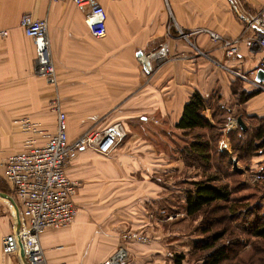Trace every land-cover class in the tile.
I'll use <instances>...</instances> for the list:
<instances>
[{"label": "crops", "instance_id": "obj_1", "mask_svg": "<svg viewBox=\"0 0 264 264\" xmlns=\"http://www.w3.org/2000/svg\"><path fill=\"white\" fill-rule=\"evenodd\" d=\"M94 1L107 13V34L100 39L86 25V9L72 0H0V28L9 31L0 43V193L11 198L0 196V264H27L2 252V238L12 232L15 220L13 190L5 181L3 163L27 140L22 143L13 133L26 118L54 133L57 115L48 107L55 101L67 115L70 141L118 121L125 122L127 137L110 156L81 150L69 162L67 175L79 184L74 198L78 213L71 226L41 237L50 263L103 264L125 231L152 239L146 245L128 244L126 264H164L165 250L183 245L189 250V239L180 235L189 219L186 211L164 204L170 194L163 178L153 177L158 170L181 169L184 164L164 156L156 140L147 138L157 134L162 143L165 128L176 130L195 92L223 108L205 114L208 119L214 114L216 121L225 117L226 133L236 130L232 121L237 116L253 130L264 122V92L254 91L250 83L261 69L263 52L253 50L254 33L235 13L236 6L245 13L258 11L264 0ZM25 14L49 24L58 88L36 74L34 42L20 26ZM210 33L241 40L240 54L228 57ZM144 56H155L153 76L140 61ZM242 92L253 95L245 100ZM151 121L158 122L154 130L148 129ZM45 142L39 138L38 144ZM221 148L229 151L228 139ZM146 169L153 174L144 173ZM250 170L264 171V154L251 159Z\"/></svg>", "mask_w": 264, "mask_h": 264}, {"label": "built area", "instance_id": "obj_2", "mask_svg": "<svg viewBox=\"0 0 264 264\" xmlns=\"http://www.w3.org/2000/svg\"><path fill=\"white\" fill-rule=\"evenodd\" d=\"M72 1L76 7L86 9L85 22L92 36L104 38L107 34L105 8L94 0ZM235 13L245 24V29L254 33L251 46L254 51L263 52L260 70H264V6L258 11L247 13L236 6ZM20 26L34 42L36 74L57 88L58 77L51 54L49 24L25 14ZM210 36L213 41L222 43L228 57L240 54L241 40H224L214 33H210ZM8 37L9 31L0 28V41ZM145 70L148 76L155 72V68ZM234 74L249 81L239 73ZM250 83L254 91L264 92V80L254 79ZM52 106L57 115L56 131L48 133L30 119L22 120L26 143L22 150L10 155L3 163L5 181L13 190L15 220L12 232L2 238V252L6 257H22L27 264H68L50 263L41 246V237L47 231L67 228L77 217L78 208L74 198L79 184L68 177L67 166L81 150H93L103 156H110L127 137L123 125L116 123L106 129L91 128L76 140L70 141L66 113L58 101ZM39 138L46 139V142L39 145ZM254 180L256 183L264 182V173H256ZM149 241L147 236L139 232H124L117 251L103 264H126L129 259L126 246L135 242L146 244ZM123 251L125 254H122Z\"/></svg>", "mask_w": 264, "mask_h": 264}, {"label": "rangeland", "instance_id": "obj_3", "mask_svg": "<svg viewBox=\"0 0 264 264\" xmlns=\"http://www.w3.org/2000/svg\"><path fill=\"white\" fill-rule=\"evenodd\" d=\"M6 40L7 39L1 40L0 43L5 42ZM144 57L140 59L141 63L146 68H152V62H151L152 60L149 62L147 57L146 59ZM35 58H36V55H35ZM40 78L46 81L45 78H42V77ZM58 86H59V79H58ZM48 108L51 112L52 111L54 112L53 106H50ZM221 118L222 117L220 116V119ZM224 119L226 120L225 117L223 118V120ZM31 121L40 126V124L35 122L34 120H31ZM214 121L217 122L216 120ZM116 123L123 124L125 122L118 121ZM218 125L219 127L223 128V125H220V124ZM157 126H159L157 121H151L149 122L148 129L154 130V128H156ZM239 127L240 126H239L238 121L233 120L232 128L237 129ZM172 130L173 129L171 127L164 129L163 133L166 137L164 136L162 143H160L159 138H158L159 136L155 133L154 134L156 136L147 138L148 140H156V144L154 145H156V148L158 151H163L164 156L168 157L170 160H175V159L181 160L184 164V167L181 169L172 170V169L165 168L161 172H159L158 170V172L155 175H153V177L155 176L154 178H159V179L161 177L163 178L164 180L163 187L165 189V193L169 192L170 194L168 200L164 202L166 206H168L171 209H175L177 211L184 209L186 195L188 191L194 190V185H193L194 182H200L204 180L206 177H211V176H218L220 178V180L218 181L219 185L228 184L232 191L231 197L233 199L241 200L240 204H244L245 206H247V205H252L256 203L257 199L259 198L260 193L257 187L258 183L254 182L255 181L254 176L256 173L255 174L252 173L251 170L248 168V166L250 165L249 163L250 158H248L246 153H242V151L237 152V156H236L235 154H233V151L231 150L233 147L239 148V146H242L240 143H238L237 141H233L232 148H231L230 141H229V151L226 152L227 153L226 155L229 157L226 156L227 158H223V156L217 155L214 152L213 160H212V163L210 164V168L206 170L207 168L202 163L195 161V160H192L193 163H189L191 165L186 164L183 158V155L179 154V146L183 147L185 145V142H187L188 140L190 141V139L192 138L186 140L180 131H176V130L172 131ZM13 134L16 135V140L21 139L22 143L24 141V138H26V134L24 132L23 127L18 128V130H16V132ZM173 134L175 136H173ZM225 139L230 140L228 136L227 137L225 136L222 139V141ZM171 140L175 142L173 147L171 145ZM22 143L20 144V146L22 145ZM212 143H213V147L217 146L216 141L214 142L212 141ZM219 149L222 150L221 145ZM238 156H240V160L238 159ZM228 159L229 161H232V166L234 169H232V166L228 165ZM144 171H145L144 173L148 172L147 169ZM148 173L153 174L151 172H148ZM227 206L229 207L230 205H226L223 203L219 204L215 208L217 209L221 208V210L218 209V211L217 212L215 211V213L212 212L210 215H203V216L198 217L197 219L192 220L189 218L188 222L181 225L184 227H180L182 228L180 231V235L182 237L189 239L190 248L189 250H187L185 245H183L180 247V249L174 248L172 250L170 249L165 250L164 251V254H165L164 264H176V260L179 258V256H184V260L182 264H202L203 254L195 253L193 251L194 250L193 246L195 242L203 238L205 239L209 236L207 234L203 235L204 228H207L208 230H212V232H215V233H219L222 229L224 230V228L226 229L229 228V232L219 242V244L221 245L223 244L229 245L228 247L230 249L229 250L230 260L227 261L226 264H236L238 262H242V263L245 262L248 264V262H250L251 257L253 255L256 256L254 259V264H264V243L257 241V244H253L252 243L253 240L250 238V236L246 232L243 233L242 231V229L244 230V228H247L248 224H250L254 220L255 215L259 214L260 212L259 206H255L256 210L251 212L252 215L251 214L247 215L246 216L247 218L245 219L244 217H240L239 215L237 216V218L229 216L228 211L226 210ZM209 210H212V209H209ZM212 220H215V221H212ZM218 220H221V222L219 223ZM147 237L149 238L150 241L146 244L152 243L151 237L149 236ZM238 238L239 239L242 238V240L247 242V245H245L244 247H241V246L236 247L238 246L237 245ZM135 243H138V242H135ZM115 251H117V249ZM127 252H128V249H127Z\"/></svg>", "mask_w": 264, "mask_h": 264}, {"label": "trees", "instance_id": "obj_4", "mask_svg": "<svg viewBox=\"0 0 264 264\" xmlns=\"http://www.w3.org/2000/svg\"><path fill=\"white\" fill-rule=\"evenodd\" d=\"M252 95V93L242 92L245 100L249 99ZM208 110L219 112L223 108L216 101L214 102L212 98H204L199 92H195L185 104L182 118L175 126L176 130L182 132L186 140L192 138L190 141L185 142L183 147L179 146V154L183 155L187 165H191L189 163H193L192 160H195L202 163L207 168L206 170H208L212 163L214 152L217 155L223 156V158L229 157L226 155V152L219 149L225 136L229 137L231 148L233 141H237L242 145L239 148L235 147L236 149L233 147L231 150L236 156L239 151L246 153L248 158H250L249 163H251L253 157L264 154V122L256 130L247 127V130L243 131L239 127L226 133L224 126H226L227 122L222 119H220L222 121L215 122L214 114L213 118L208 119L205 114ZM239 117L237 116L236 119L238 120ZM218 124L223 125V128L219 127ZM212 141H216L217 146H214L216 148L213 147ZM229 159L228 165L232 166V161H229ZM238 159L240 160V156H238ZM249 166L248 168L250 169ZM232 169H234L233 166ZM258 173H264V171ZM219 180L218 176H211L206 177L200 182H194V190L188 191L185 199L184 210L186 211V216L193 220L203 215H210L212 212H217L218 209L221 210V208L217 209L215 207L223 203L230 205L226 207L229 216L237 218L239 215L245 219L247 215H252L251 212L256 210L255 206H259V214L255 215L254 220L242 231L250 236L253 244H257V241L264 243V183L260 182L257 184L260 195L256 203L245 206L244 204H240L241 200L233 199L229 185H219ZM218 222L220 223L221 220H218ZM228 232L229 228H224L219 233L204 228L203 235L207 234L209 236L195 242L193 246L195 253L203 254L202 264H226L230 260L229 245L219 244ZM237 245L236 247H244L247 245V242L242 240V238H238ZM255 257L253 255L248 264H254ZM183 260L184 256H179L176 264H182ZM236 264L247 263L238 262Z\"/></svg>", "mask_w": 264, "mask_h": 264}, {"label": "water", "instance_id": "obj_5", "mask_svg": "<svg viewBox=\"0 0 264 264\" xmlns=\"http://www.w3.org/2000/svg\"><path fill=\"white\" fill-rule=\"evenodd\" d=\"M257 81H263L264 80V70H260L258 72V76L256 78ZM239 126L243 131L247 130V126L245 125V123L243 122V120L241 118H239L238 120ZM1 197L7 198V199H11L9 195L5 194V193H0Z\"/></svg>", "mask_w": 264, "mask_h": 264}, {"label": "bare ground", "instance_id": "obj_6", "mask_svg": "<svg viewBox=\"0 0 264 264\" xmlns=\"http://www.w3.org/2000/svg\"><path fill=\"white\" fill-rule=\"evenodd\" d=\"M154 57H155V56H151V57H148V56H147V59H148V61L150 62L152 59H154ZM144 58L146 59V57H144ZM122 254H125V251H123Z\"/></svg>", "mask_w": 264, "mask_h": 264}]
</instances>
